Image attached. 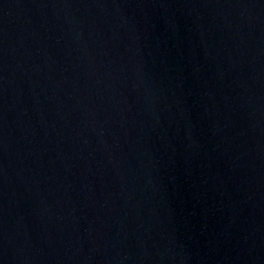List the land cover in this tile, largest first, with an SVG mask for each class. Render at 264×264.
I'll return each mask as SVG.
<instances>
[{
    "label": "water",
    "instance_id": "water-1",
    "mask_svg": "<svg viewBox=\"0 0 264 264\" xmlns=\"http://www.w3.org/2000/svg\"><path fill=\"white\" fill-rule=\"evenodd\" d=\"M0 264H264V0H0Z\"/></svg>",
    "mask_w": 264,
    "mask_h": 264
}]
</instances>
